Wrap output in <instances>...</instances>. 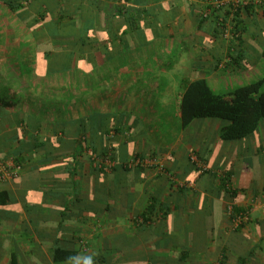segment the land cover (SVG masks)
<instances>
[{
    "label": "crops",
    "instance_id": "obj_1",
    "mask_svg": "<svg viewBox=\"0 0 264 264\" xmlns=\"http://www.w3.org/2000/svg\"><path fill=\"white\" fill-rule=\"evenodd\" d=\"M11 1L0 0V190L16 202L0 205V264H84L85 257L95 264H264V122L246 138L224 140L222 120L183 125L180 114L194 79L216 91L262 76L264 9L243 8L240 37L226 40L215 15L204 20L201 0H129L141 11V28L105 53L108 41H95L88 53L98 64L84 83L74 70L38 74L34 63L20 65L34 61L46 39L33 28L57 19L59 7L51 13L43 0L16 8ZM92 112L107 115L106 127L124 129L103 137L117 169L101 173L86 160L71 177L52 171L61 156L47 161L44 142L57 136L55 125ZM134 152L153 154L159 165L128 167ZM16 156L25 158L18 179L5 169ZM228 204L249 214L237 229ZM58 247L76 255L56 261Z\"/></svg>",
    "mask_w": 264,
    "mask_h": 264
},
{
    "label": "trees",
    "instance_id": "obj_2",
    "mask_svg": "<svg viewBox=\"0 0 264 264\" xmlns=\"http://www.w3.org/2000/svg\"><path fill=\"white\" fill-rule=\"evenodd\" d=\"M12 1L16 3L14 8L23 6L18 0ZM43 1L47 10L51 13H53V7H59L57 19L50 18L47 20L39 32L37 27L33 28L34 32L39 33L42 38L46 39H42L36 45L37 55L34 57V61L28 59L29 61L20 63L24 68L31 62L34 63L36 65L35 71L38 74L43 73V70H45V74L56 72L67 74L74 70L80 74L78 81L86 83L89 75L88 71L96 67L99 60L97 55L88 53V50L94 47L95 41H108L109 44H106L102 51L105 53L109 47L122 45L120 35L135 32L141 28L137 20L140 19L141 11L139 12L129 3L126 4L129 0ZM201 2L205 5L204 0H201ZM245 8L250 10L252 5L245 6ZM143 11L146 15L151 12L149 9ZM239 12L241 13L240 9L237 15L240 14ZM219 13L218 11L213 14L215 20L220 16ZM227 14L228 12L222 13L223 16H227ZM201 18L203 19V17ZM238 20L241 21L240 18ZM239 21L237 23H240ZM216 29L219 33L218 26ZM104 33L106 38L103 39ZM95 37H98V40ZM28 70L29 72L32 71L30 68ZM80 92L81 96L85 95L81 88ZM180 114L183 125L199 118L222 120L220 137L224 140L246 138L254 134L260 123L264 122V74L256 80L238 85L227 92L213 90L205 78L194 79L185 86L180 100ZM106 120L107 115L92 112L76 119H66L58 122L53 130L57 136L52 135L44 142L46 148L44 155L48 158L47 161L52 157L61 156L62 164L52 167L51 170H62L71 177L76 173L75 163L78 165L88 160L92 165V154L103 158L107 154L110 145L104 143L103 137L107 136L106 134L111 130L115 134H124V129L119 126V123L108 128L106 127ZM71 145L72 149L70 151L68 146ZM89 150L92 151V154ZM114 154H116L115 151ZM14 162L23 167L25 158L16 156ZM94 167L98 172H105L102 166ZM115 169L117 167H114ZM21 170L16 176H13L14 179L19 178ZM13 197V193L9 189L0 190V205L16 202L15 199H12ZM233 209L236 213L242 212L235 207ZM75 255L76 253L71 250L58 247L55 249L53 257L56 261H59L72 259Z\"/></svg>",
    "mask_w": 264,
    "mask_h": 264
},
{
    "label": "built area",
    "instance_id": "obj_3",
    "mask_svg": "<svg viewBox=\"0 0 264 264\" xmlns=\"http://www.w3.org/2000/svg\"><path fill=\"white\" fill-rule=\"evenodd\" d=\"M22 4H26V0H18ZM204 9L202 10V16L204 18H209L215 12H220V16H218L216 22L219 27V34L222 38L226 40L238 39L241 35V32L238 30L237 22L238 19L241 18V14L237 15V12L242 11L245 6L253 5L254 7H259L264 9V0H204ZM216 10V11H215ZM228 12L227 18L222 15V13ZM240 13V12H239ZM114 131L111 130L109 132V136H113ZM92 154V151L89 150ZM93 160V165L98 167H103L105 171H110L115 167L116 160L114 154V148L110 144L108 147L107 154L102 158L96 154H92L91 156ZM191 159L194 163L200 168L201 172H205L208 167L205 165L204 160H202L196 152H192ZM159 165L156 160V157L153 154H139L137 152L132 153L127 158L125 165L130 168L134 167H142V168H151L153 165ZM9 168V169H8ZM161 168V166H160ZM5 169L9 170V175L11 177L16 176L21 170V166L17 164H12L10 166H6ZM5 177L4 172L0 170V179ZM228 216L231 218V225L234 228L244 224V222L248 221L249 214L247 211H242L240 213L234 212L233 206L229 205L227 207Z\"/></svg>",
    "mask_w": 264,
    "mask_h": 264
},
{
    "label": "rangeland",
    "instance_id": "obj_4",
    "mask_svg": "<svg viewBox=\"0 0 264 264\" xmlns=\"http://www.w3.org/2000/svg\"><path fill=\"white\" fill-rule=\"evenodd\" d=\"M257 77L259 78V76H257ZM257 77L254 78L253 80L257 79ZM248 81L247 80H244L243 83H248ZM238 85H241V84L240 83H236V82L230 83V84H226V85H223L219 90H216V91L224 92V91H227V90H232V89H234ZM80 94H81V92H80Z\"/></svg>",
    "mask_w": 264,
    "mask_h": 264
},
{
    "label": "clouds",
    "instance_id": "obj_5",
    "mask_svg": "<svg viewBox=\"0 0 264 264\" xmlns=\"http://www.w3.org/2000/svg\"><path fill=\"white\" fill-rule=\"evenodd\" d=\"M84 264H95V261L92 259V257H85Z\"/></svg>",
    "mask_w": 264,
    "mask_h": 264
}]
</instances>
